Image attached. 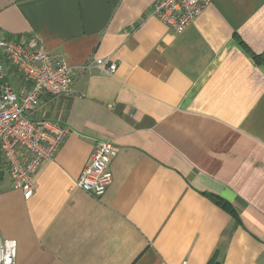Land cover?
<instances>
[{
	"label": "crops",
	"instance_id": "1",
	"mask_svg": "<svg viewBox=\"0 0 264 264\" xmlns=\"http://www.w3.org/2000/svg\"><path fill=\"white\" fill-rule=\"evenodd\" d=\"M154 2L0 0L1 37L75 70L74 93L43 92L29 112L70 127L33 195L1 172L15 264H264V0H211L182 31ZM103 57L114 75L91 64ZM0 63L15 90L31 86ZM101 139L117 152L94 196L77 181Z\"/></svg>",
	"mask_w": 264,
	"mask_h": 264
},
{
	"label": "built area",
	"instance_id": "2",
	"mask_svg": "<svg viewBox=\"0 0 264 264\" xmlns=\"http://www.w3.org/2000/svg\"><path fill=\"white\" fill-rule=\"evenodd\" d=\"M210 4L211 0H155L152 11L167 27L182 31ZM0 51L31 85L28 89L15 90L0 63V179L5 166L12 187L28 198L35 190V175L40 165L55 156L70 133L67 125L49 118H31L29 112L38 107L43 92L74 93L75 70L62 53L53 57L37 40L26 42L0 36ZM91 64L106 75L117 71V64L105 57ZM116 152L112 140L97 141L77 185L91 195H103L113 179L110 162ZM15 257V241L0 232V264H15Z\"/></svg>",
	"mask_w": 264,
	"mask_h": 264
},
{
	"label": "trees",
	"instance_id": "3",
	"mask_svg": "<svg viewBox=\"0 0 264 264\" xmlns=\"http://www.w3.org/2000/svg\"><path fill=\"white\" fill-rule=\"evenodd\" d=\"M217 202L218 204H220L223 208H225L226 210H229L230 212H233L235 214V211L233 210V207L225 200L221 199L220 197L217 198ZM214 259V258H213ZM214 264H219L214 263Z\"/></svg>",
	"mask_w": 264,
	"mask_h": 264
}]
</instances>
